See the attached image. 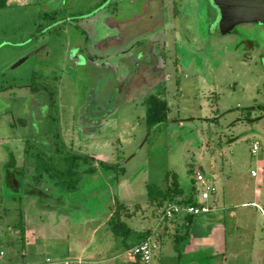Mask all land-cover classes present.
Wrapping results in <instances>:
<instances>
[{
  "label": "rangeland",
  "instance_id": "1",
  "mask_svg": "<svg viewBox=\"0 0 264 264\" xmlns=\"http://www.w3.org/2000/svg\"><path fill=\"white\" fill-rule=\"evenodd\" d=\"M10 1L0 7V264H125L109 215L120 205L121 215H135L126 219L131 228L148 218L155 224L163 205L156 202L151 212L147 188L173 191L177 183L185 195H196L199 167L216 190L208 200L212 210L224 207L226 217L239 218L237 225L264 231L258 211L233 207L255 188L264 197L263 26L236 24L206 0ZM44 12L57 24L40 18ZM111 18L126 20L123 34L106 25ZM106 34L100 50L96 37ZM42 46L51 51L48 58ZM74 46L83 56L93 50L107 56L94 66L61 62L59 54ZM40 84L54 87L52 114L66 149L114 165L82 175L65 198L56 187L47 197L28 193L32 159L30 174L16 176L17 189L7 182L9 152L19 169L27 138L35 139L26 140L31 148H46L48 100L45 90L30 91ZM151 96L166 110L160 123L148 126ZM224 193L233 205L221 203ZM152 251L150 264L159 257ZM253 260L241 256L230 264ZM209 261L199 264L221 259ZM181 262L196 264L186 253Z\"/></svg>",
  "mask_w": 264,
  "mask_h": 264
},
{
  "label": "crops",
  "instance_id": "2",
  "mask_svg": "<svg viewBox=\"0 0 264 264\" xmlns=\"http://www.w3.org/2000/svg\"><path fill=\"white\" fill-rule=\"evenodd\" d=\"M10 2H11L10 0H7L6 3H10ZM42 17L47 19L50 18L52 20L51 22L52 25L57 24L53 21L50 15L45 12L40 16V18ZM124 22H126V20L122 22H117L116 19H112V18L105 20L106 25L110 24V27L111 26L117 27V29L119 30V34L124 33L120 29V25ZM147 31L148 30H145L139 33V35H144ZM102 34L105 35V33ZM101 35L96 37L98 38L96 39V41L98 42L97 47H99L100 50L103 49L102 47L103 41L110 37L108 34H106L105 38ZM113 40L114 39H112L111 41ZM95 46L96 44L94 45V47ZM41 48L43 50L42 56L48 58L51 55V51H49V49L46 46H42ZM96 52H97L96 50H93L90 53H87V55L83 56L81 54V50L79 49V46H74L72 50L69 49L59 54V59L60 60L62 59L61 62L64 61L68 62L73 67L83 64H85V66L87 65L94 66L93 65L94 63L95 64L99 63L98 60L100 61L101 59H103L104 61V59L106 58L104 56H107L106 54L105 55L101 54L103 55L102 57H97ZM116 54H119V52H112L108 55L110 56ZM138 58H140V56H138ZM99 170L101 169L98 168L96 172H98ZM201 173L204 174V172ZM196 190L197 187L196 189H194L196 195L192 194L194 193L193 190H191L192 191L191 194L185 195L183 190L180 189V194L177 195L175 194L176 197L174 200L176 202H171L167 205L165 204L162 207V211L166 206L170 204L189 205L183 203L184 201L187 200H191L194 203L193 205L197 204V202L199 201V194L198 191ZM251 193L252 195L250 196L249 199H247L246 201L239 202L238 204H235L233 207L243 208V209L250 208L251 210H253L252 208H254L255 211H258L259 214L264 219V213L262 214L258 209L259 207L264 212V205H260V201L263 202L264 204V197L261 195L260 190L257 191L256 188ZM222 195H223L221 196L222 204L229 203V205H233L231 204L232 202L230 203L228 201L227 195L225 193ZM212 196L214 199L216 194ZM148 205L150 207L151 212L154 214V204L148 202ZM210 209L211 211L207 214L199 215L196 217L191 216L192 218L190 219L189 222L187 220L188 217L187 215L178 216L173 220H161L162 211H160L161 212L160 215H156L155 218L153 219V221L154 220L157 221L155 222V224H152L149 218L147 222L140 221L141 223L137 225L135 228H131L127 223L126 224L130 227L132 231L136 233H144V232L148 233L147 239H150V241L153 243V245L151 244L152 250H157L159 254L158 260L157 262H154V264H181L182 263L181 260L182 257L184 256V253L187 254L188 258H194L196 264H199L200 260H202L203 262H207V260L208 262H210L209 260H211L212 262L214 259H221V262L219 264H230L239 261L241 256H244L245 259H249V261L254 259L252 261V264H264V231L258 232L257 227H255V224H251V226L249 227L237 225V223L239 222V218L237 219L236 216L232 215V213H229L226 217V213L224 212V210L226 209L224 207L222 211L217 210L216 208L212 210L213 209L212 207ZM110 216L111 214L109 215L108 220ZM131 217H135V215ZM131 217H129V219ZM241 217H243V215H241ZM126 219L127 218L124 219L125 222ZM241 219L243 220L244 218ZM144 223H146V225ZM136 245L137 244H135L134 246ZM116 249L117 251L121 252L119 258L123 263L125 264L142 263L141 261L137 262V258L133 257L129 253L131 249L125 252L123 250V247L117 246V244H116ZM84 253L85 250L83 251V254ZM153 258L154 255L152 251L151 259ZM189 263H194V262H189Z\"/></svg>",
  "mask_w": 264,
  "mask_h": 264
},
{
  "label": "trees",
  "instance_id": "3",
  "mask_svg": "<svg viewBox=\"0 0 264 264\" xmlns=\"http://www.w3.org/2000/svg\"><path fill=\"white\" fill-rule=\"evenodd\" d=\"M6 0H0V7H4ZM43 88H34L30 89L32 94L40 93L38 91H44V94L48 101H46L45 106L49 109L46 112L45 119L47 121L46 131L48 132L49 143H45L46 148L41 150H35L34 147L31 148L26 144L24 148V156L26 160H33L34 167V181L39 183V180L45 175L51 182L54 183V186L59 188L62 192L71 194L77 190L79 181L81 179V174H94L96 173V166H93L94 163H97V166L100 169L111 170L114 165L106 164L103 162H96L92 158L79 155L77 153H72L66 149L58 131L56 118L53 117L52 111L56 108L55 96L56 92L54 87L50 85H43ZM39 86V85H38ZM46 92V93H45ZM166 110V103L163 101H158L156 97L151 96L147 100V112H146V122L148 126H153L161 122L164 119L163 112ZM24 128L26 127V121H21L20 123ZM55 127H52V126ZM52 140V141H51ZM8 162L12 164L13 170L7 171V180L8 175H12L14 179V173H17L14 170L15 160L12 154H8ZM12 188H15L12 183L9 184ZM30 195H36L41 197H46L41 191L29 187L27 188ZM171 193V195L169 194ZM177 194H180V189L178 188L177 183L173 184V191H161L156 187L147 188L148 202L153 203L154 205L158 202L160 205H167L171 202H176L174 199ZM115 201L114 204H116ZM178 203V202H177ZM184 204H194L191 200L183 202ZM120 206V205H119ZM118 206V207H119ZM111 213V216L107 222L108 228L111 233L121 242V246L125 252L133 248L135 244H140L145 241L148 237V233H136L130 229V227L124 221V218H129L130 215H121L120 211L123 207H119ZM121 209V210H120ZM192 217L188 216L187 220L190 221ZM137 262L140 261L139 257Z\"/></svg>",
  "mask_w": 264,
  "mask_h": 264
},
{
  "label": "built area",
  "instance_id": "4",
  "mask_svg": "<svg viewBox=\"0 0 264 264\" xmlns=\"http://www.w3.org/2000/svg\"><path fill=\"white\" fill-rule=\"evenodd\" d=\"M259 150V146L257 143L252 144L251 154L256 155ZM252 177H255L256 174L252 173ZM194 181L197 187V191L199 194V201L197 204L193 205H179V204H170L166 206L161 215V220H173L178 216L187 215V216H199L203 214H207L211 211L207 202L211 195L214 194L215 189L209 185L207 182L205 175L199 171H196L194 176ZM259 211L263 214V210L259 208ZM129 253L133 257H139L140 261L144 264H149L152 257V245L150 239H146L142 243L134 246ZM2 257L1 246H0V259ZM69 264V263H65Z\"/></svg>",
  "mask_w": 264,
  "mask_h": 264
},
{
  "label": "water",
  "instance_id": "5",
  "mask_svg": "<svg viewBox=\"0 0 264 264\" xmlns=\"http://www.w3.org/2000/svg\"><path fill=\"white\" fill-rule=\"evenodd\" d=\"M221 5L232 22L242 24H259L264 27V0H207L210 5ZM19 64V63H18ZM203 172L202 168H199Z\"/></svg>",
  "mask_w": 264,
  "mask_h": 264
},
{
  "label": "flooded vegetation",
  "instance_id": "6",
  "mask_svg": "<svg viewBox=\"0 0 264 264\" xmlns=\"http://www.w3.org/2000/svg\"><path fill=\"white\" fill-rule=\"evenodd\" d=\"M207 1V0H206ZM205 2V1H204ZM204 4H207V3H203L202 4V6L204 7L205 5ZM208 9L209 10H214V9H212V8H210V6H208ZM215 12V11H214ZM207 15H209V14H207ZM216 16V15H215ZM259 25V24H258ZM252 49H257V50H260V47H254V48H252ZM22 62L20 61L19 62V64L17 63V65H15V67H17V66H19L20 64H21ZM39 94V93H38ZM42 96V95H41ZM44 104H46V102H44ZM47 112V111H46ZM46 114V113H45ZM46 117V116H45ZM41 130V129H40ZM42 131V130H41ZM43 132V131H42ZM46 139H47V141H46V143H49L50 141H49V139L46 137ZM26 140H35L33 137H29V138H27ZM26 140H25V142H24V148H25V146H26ZM64 143V142H63ZM65 145V144H64ZM65 147H66V145H65ZM24 148H23V154H22V157H24V161H25V163L23 162L22 163V165H20V166H22L21 168H19V169H16V167H17V164H18V162L16 163V159L14 158V160H15V164H14V170H16L17 171V173H14L13 175L15 176V178H16V176L17 175H19V171L20 172H22V171H25V173L26 172H28L29 173V171L31 170V168L32 167H30V163H28L29 162V160L28 161H26V158H25V156H24ZM71 152V151H70ZM72 153H77V154H79L78 152H75V151H72ZM8 154H12L13 156H14V154H13V152L11 151V152H9ZM79 155H82V154H79ZM83 156H85V157H88V158H91V157H89V156H86V155H83ZM92 159H94V158H92ZM96 162H102V161H96ZM96 165H97V163H95ZM32 170L34 171V167L32 168ZM30 174V173H29ZM34 176H35V173H32ZM82 175H85V174H81V177H82ZM24 179V178H23ZM15 180L16 179H14L13 177H12V175H8V180H7V182H8V184H10V183H12L13 185H14V187L15 188H13V189H17L18 188V183H17V180H16V182H15ZM81 180V179H80ZM80 182V181H79ZM27 186H28V188L29 187H32V188H35V189H37V190H39V191H41L42 193H44V195H51V193H52V191H53V188L54 187H56V186H54V183L53 182H51V180H49L45 175H43L42 176V178L39 180V183L38 182H35L34 181V178H32L31 179V182H30V185L29 184H27ZM57 188V187H56ZM59 189V188H58ZM76 192V191H75ZM74 192V193H75ZM66 194H68V193H66ZM65 194V192L64 193H62V191H60V193H58V196H59V198H65V197H67V195ZM71 194H73V193H71ZM70 194V195H71ZM32 196H34V197H36V195H32ZM47 197V196H46Z\"/></svg>",
  "mask_w": 264,
  "mask_h": 264
}]
</instances>
